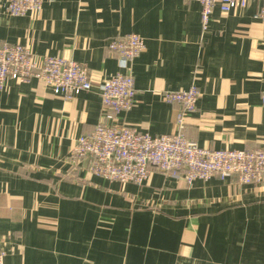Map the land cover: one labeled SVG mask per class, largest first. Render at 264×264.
I'll use <instances>...</instances> for the list:
<instances>
[{
  "label": "crops",
  "instance_id": "0c3cea01",
  "mask_svg": "<svg viewBox=\"0 0 264 264\" xmlns=\"http://www.w3.org/2000/svg\"><path fill=\"white\" fill-rule=\"evenodd\" d=\"M0 0V41L25 45L38 63L84 64L88 91L55 96L44 82L7 79L0 89V252L3 264H264V182L236 176L186 182L152 168L137 185L89 172L70 157L102 116L98 84L123 71L106 45L136 33V94L119 114L152 135L180 130L201 147H264V28L259 0L201 24L197 0H42L11 15ZM192 84L193 112L164 92ZM112 121L111 115H104Z\"/></svg>",
  "mask_w": 264,
  "mask_h": 264
},
{
  "label": "built area",
  "instance_id": "2783aa9c",
  "mask_svg": "<svg viewBox=\"0 0 264 264\" xmlns=\"http://www.w3.org/2000/svg\"><path fill=\"white\" fill-rule=\"evenodd\" d=\"M201 6V24L208 26L215 7L227 13L246 7L250 0H197ZM42 0H7L6 10L11 15H23L39 10ZM264 28V0H259L255 13ZM107 49L116 54L123 71L116 72L98 84L102 102V116L88 135L79 136L70 152L75 162L89 160L91 174L123 183L142 185L152 168L162 170L186 182L207 180L213 176L223 179L236 176L243 184L264 182V147L248 150L211 149L201 147L180 130L173 134L152 135L140 132L124 123H117L119 114L128 110L136 94L131 73L133 61L145 47L142 36L130 33L108 40ZM87 67L64 57L45 56L41 63L20 43L0 41V89L7 79L25 81L31 78L44 82L55 96L70 98L92 87ZM202 95L194 84L185 90L164 92L166 102L180 104L181 110L193 112ZM264 104V90L261 96ZM111 115L107 121L104 115ZM3 264V252H0Z\"/></svg>",
  "mask_w": 264,
  "mask_h": 264
}]
</instances>
